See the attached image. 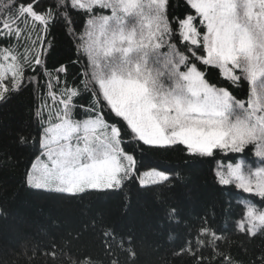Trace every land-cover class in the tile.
Segmentation results:
<instances>
[{
	"label": "snow or ice",
	"instance_id": "1",
	"mask_svg": "<svg viewBox=\"0 0 264 264\" xmlns=\"http://www.w3.org/2000/svg\"><path fill=\"white\" fill-rule=\"evenodd\" d=\"M237 2L164 0L165 33L160 38L158 32L143 31L146 23L143 9L154 7L153 0H0V107L30 89L34 97L33 122L42 134L46 130L43 121L47 119L43 106L54 104V97L70 103L72 115L77 117V110L87 107L81 103L85 96H92L100 88L127 87L133 98L138 96L151 106L150 115L165 137L161 143H148L137 137L141 152L148 148L178 153L182 166L207 169L217 193L226 195L234 188L246 194L242 199L257 197L259 204L245 203L239 210L234 232L249 242L262 238L264 167L253 170L246 162L251 163L250 157L254 156L264 164V152L256 149L251 142L254 138L246 137L245 130L249 121L264 128V108L260 107L264 86L260 95L255 88L257 78L264 75V0H245L248 24L235 17ZM57 32L71 55L49 64L48 58L58 43ZM218 41L226 49L233 41L237 45L227 51L224 63L215 61ZM145 48L151 49L157 68L148 67V53L142 51ZM31 51L36 55H30ZM134 52L139 55L132 60ZM237 53H243L249 61L246 67L239 66ZM213 74L223 84L215 83ZM194 77H198L200 87ZM172 81H175L173 90L161 96L162 84ZM226 113H232L235 124L228 123ZM115 127L121 134L119 124ZM205 138L207 147L194 146V139ZM42 140L41 135L36 146V135L32 138L34 151L25 170V183L31 190L74 198L90 193L123 192L129 182L138 191H144L173 175L182 184L188 179L179 170L171 174L153 169L148 171H159L163 181L143 180L139 179L141 169L134 167L130 174L117 176L104 186L79 191L51 187L47 182L51 172L45 160L50 156L45 153ZM130 155L135 160V154ZM124 198L131 202L129 194L125 193ZM175 213L176 209L170 208L169 219L179 223ZM214 218L215 212H210L198 225L189 226V235L173 250L174 256L187 254L191 264H242L232 252L236 241L216 229ZM92 226H96L95 222ZM101 235L104 251L111 257L109 264H120L110 241L127 253L129 264L137 258L131 236L118 237L109 226L102 229ZM244 252L248 249L244 248ZM43 254L52 259L57 255L54 247ZM92 260L85 255L74 264H91ZM251 264H264V250L255 254Z\"/></svg>",
	"mask_w": 264,
	"mask_h": 264
},
{
	"label": "trees",
	"instance_id": "2",
	"mask_svg": "<svg viewBox=\"0 0 264 264\" xmlns=\"http://www.w3.org/2000/svg\"><path fill=\"white\" fill-rule=\"evenodd\" d=\"M57 41L48 58L49 64L71 55L60 41L59 32ZM28 47L30 49L31 45ZM30 55L35 56V51ZM212 79L223 84L215 74ZM41 87H44L43 81ZM53 99L54 104L43 106L47 117L43 121L45 128L57 124L62 112L74 120L101 116L114 128L119 124L121 149L128 155L135 154L134 167L141 169V174L152 169L171 174L179 170L188 179L182 184L173 175L170 180L144 191H138L129 182L123 192L90 193L74 198L29 189L25 183V170L34 151L32 138L36 135L38 146L42 134L33 122L34 97L30 89L25 90L14 96L9 104L0 107V161H3L0 163V264H74L85 255L93 258L91 264L96 261L109 264L111 257L106 255L101 243L105 226L113 228L118 237L133 238L137 258L131 264H191L187 254L177 258L173 250L187 239L189 226L198 225L210 212H215L216 229L236 241L232 252L242 264H251L255 254L264 250V237L249 242L234 232L239 210L245 203L259 204L257 197L242 199L246 194L234 188L226 195L217 193L207 169L198 165L182 166L178 153L148 148L141 152L137 137L124 120H117L118 116L99 89L82 99L81 103L87 107L83 111L77 110L79 118L73 117L70 103L60 101L59 96ZM21 136L24 137L23 143ZM250 160L248 165L258 164L254 156ZM125 193L131 196L130 203L126 202ZM170 208L176 209L179 223L169 219ZM170 235L172 239H169ZM110 243L120 264H129L127 253L120 251L115 241ZM53 247L57 253L55 259L43 254ZM244 248L248 249L247 253Z\"/></svg>",
	"mask_w": 264,
	"mask_h": 264
},
{
	"label": "rangeland",
	"instance_id": "3",
	"mask_svg": "<svg viewBox=\"0 0 264 264\" xmlns=\"http://www.w3.org/2000/svg\"><path fill=\"white\" fill-rule=\"evenodd\" d=\"M153 4L154 7L143 9V20L146 22L143 31L145 33L158 32L159 37L163 38L165 33L164 0H153ZM245 12V0H238L235 5V17L248 24ZM156 17L159 19H155ZM236 46V42L233 41L226 49L224 44L218 41L214 49L215 61L224 63L227 51ZM142 51L148 53V67L150 69L157 68L158 65L151 49L145 48ZM257 54H260L259 50ZM138 55L134 52L130 59L135 60ZM237 57L239 66L246 67L249 61L245 55L237 53ZM115 59L118 61V57ZM226 71H228L227 66ZM194 79L197 81V86L200 87L198 77H194ZM174 84L175 81L162 84L159 94L166 95L173 90ZM261 86H264V75H260L255 82L258 95H260ZM99 90L110 109L115 115L124 118L123 120L136 137L148 143L164 142L165 137L161 134L155 120L152 119L151 106L146 101L141 100L138 96L133 98L129 88L120 85ZM191 98L189 96V99ZM203 98V93H201L200 99ZM157 102L159 103V100ZM260 107L264 108V98L260 99ZM226 115L228 123L235 124V117L232 113H226ZM245 136L253 137L251 142L256 144V149L264 152V128L249 121ZM42 137L45 153L50 156V159L46 157L45 160L51 172V178L47 181L51 187L79 191L89 187L104 186L111 183L117 176L122 178L125 173H131L134 168L132 157L121 149L116 128L107 124L101 116L74 120L62 112L58 123L48 125L42 133ZM212 139H215V136ZM206 141L207 138L194 139L193 143L195 147L205 148L207 147ZM246 166L255 170L256 167H264V164L258 160L256 166H250L248 163ZM139 179L163 181V175L159 171H145Z\"/></svg>",
	"mask_w": 264,
	"mask_h": 264
}]
</instances>
